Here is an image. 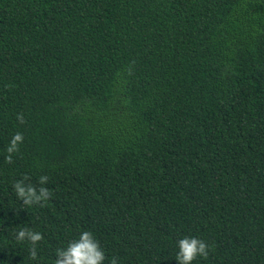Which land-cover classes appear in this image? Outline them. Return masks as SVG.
<instances>
[{
	"label": "trees",
	"instance_id": "obj_1",
	"mask_svg": "<svg viewBox=\"0 0 264 264\" xmlns=\"http://www.w3.org/2000/svg\"><path fill=\"white\" fill-rule=\"evenodd\" d=\"M81 230L104 264H178L183 235L264 264V0H0V264Z\"/></svg>",
	"mask_w": 264,
	"mask_h": 264
},
{
	"label": "clouds",
	"instance_id": "obj_2",
	"mask_svg": "<svg viewBox=\"0 0 264 264\" xmlns=\"http://www.w3.org/2000/svg\"><path fill=\"white\" fill-rule=\"evenodd\" d=\"M22 140V133L15 132L12 134L5 148L8 154L5 156L7 161L12 160V154L18 151V146ZM25 179L15 180L12 184L16 198L22 200V203L26 205L47 202L50 196L49 190L45 186L48 177L45 175L39 177L41 186L38 189L31 183L26 184ZM15 238L17 241L27 239L35 245L37 241L42 239V234L39 231L21 226L17 229ZM210 247V244H207L198 236L183 235L175 241L174 258L178 264H192L197 256L206 258ZM29 255L36 258L37 252L34 246L29 250ZM105 259V251L100 247L92 231L81 230L75 237L55 250L53 264H104ZM108 264H117L116 258H111Z\"/></svg>",
	"mask_w": 264,
	"mask_h": 264
}]
</instances>
